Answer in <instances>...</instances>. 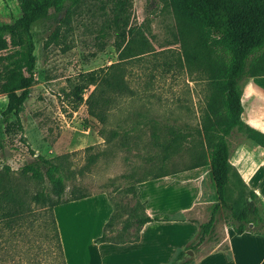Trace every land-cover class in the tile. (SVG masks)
I'll list each match as a JSON object with an SVG mask.
<instances>
[{
    "label": "rangeland",
    "instance_id": "374dc122",
    "mask_svg": "<svg viewBox=\"0 0 264 264\" xmlns=\"http://www.w3.org/2000/svg\"><path fill=\"white\" fill-rule=\"evenodd\" d=\"M129 4L137 36L124 57L116 50L115 35L108 26L113 0H82L68 17L64 12L51 13L32 25L36 82L20 114L21 134L5 135L1 112L7 97L0 94V136L4 139L0 178L13 186L36 219L32 223L29 217L21 231L0 225V264H60L43 225L44 207L32 200L35 193L49 191L50 186L47 180L33 179L22 171L37 155L60 164L67 177L64 198L73 190L91 195L89 208L84 203H68L54 207L53 212L60 221L69 263L99 264L123 258L117 254L122 248L94 242L113 203L119 218L108 233L121 232L130 220L124 235H137L139 212L135 215V208L137 202L144 203L139 184L161 174L193 169L197 153L204 149L202 124L212 83L209 68L198 58V31L178 16L168 0H129ZM19 13L18 0H0V23L12 22ZM256 67L264 71V62ZM94 69H99L100 78L88 85L82 92L83 102L77 103L73 85L80 82L79 74ZM253 80L247 77L243 83ZM237 135L234 131L228 136L229 143ZM168 142L170 147H166ZM198 173L204 187L201 200L214 199L208 166ZM191 177L187 173L168 184L167 188L182 189L172 205L191 199V184L185 183ZM186 185L187 190L181 187ZM236 186L231 180L226 186L228 199L238 197ZM153 189V184L149 189L145 186L144 196H153ZM197 207L192 211L198 216L201 212L207 221L210 205ZM224 221L218 214L217 232ZM166 228L174 240L180 237L181 227ZM155 240L153 232L146 230L143 245ZM156 242L166 250L163 241ZM78 249L80 259L75 257Z\"/></svg>",
    "mask_w": 264,
    "mask_h": 264
},
{
    "label": "trees",
    "instance_id": "16d2710c",
    "mask_svg": "<svg viewBox=\"0 0 264 264\" xmlns=\"http://www.w3.org/2000/svg\"><path fill=\"white\" fill-rule=\"evenodd\" d=\"M81 1L18 0L19 15L12 22L0 23V94L7 97L1 116L4 133L8 138L23 132L20 114L30 88L36 82L32 25L47 18L51 13L64 12V17H68ZM168 1L178 16L198 31V58L204 60L209 68L212 83L202 124L204 149L197 153V161L192 168L208 165L215 202L211 206L208 220L198 224L195 238L185 247L197 252L201 244L218 240V214L237 235L244 232H263L264 213L258 204L257 194L248 188L229 162L228 136L235 131L264 147V133L241 118L244 79L264 75V71L256 67L264 62V0ZM108 26L114 32L116 50L124 57L125 49L137 36V30L130 23L129 0H113ZM53 35L56 36V32ZM79 78L80 82L73 85V93L77 103H82V92L88 85L98 82L99 69L83 72L79 74ZM104 102L101 98V104ZM90 112L97 115L101 121L104 120L103 115L94 113L92 109ZM3 146L4 139L0 136V148ZM166 147H170V142ZM22 171L33 179L47 180L50 186L49 191L41 190L35 193L32 200L44 207L43 225L54 242L60 264H66L53 208L91 195L84 192L75 194L73 190L70 197L64 198L67 177L60 164L40 154L33 162L25 164ZM168 174L171 173L154 178ZM230 180L231 184L239 185L236 186L238 197L233 199L225 196V189ZM130 189L135 191L134 187ZM116 209V204L113 203V210L103 224L101 234L94 239L95 243L121 244L138 241L141 227L155 220L147 215L144 203L137 202V235H124L131 225L130 220L124 222L121 232L112 235L108 232L113 231L119 218ZM29 217L32 223L36 219L33 211L17 198L13 186L3 183L0 178V225L21 231L20 228H23ZM190 260V257H185L183 250L170 264H187Z\"/></svg>",
    "mask_w": 264,
    "mask_h": 264
},
{
    "label": "crops",
    "instance_id": "0c3cea01",
    "mask_svg": "<svg viewBox=\"0 0 264 264\" xmlns=\"http://www.w3.org/2000/svg\"><path fill=\"white\" fill-rule=\"evenodd\" d=\"M251 78L254 79L253 82L245 85L243 83L241 94L243 110L241 118L247 124L264 133V75ZM235 140L233 144L229 143V162L239 173L248 188L256 192L258 204L264 213V147L240 134L237 135ZM200 170L201 167H195L140 183L138 189L144 202L145 211L147 215L155 220L141 227L138 241L121 244L109 242L97 243L122 248V251L117 254L123 257L99 264H170L179 252L186 251L185 247L198 232V224L206 222V216H203L201 212H199L200 215L198 216V213L192 210L198 208L197 206L199 205L200 207L210 205L209 209H211L212 204L215 202V198L208 201L201 200L204 187L199 178L200 173L198 172ZM187 173H192V177L188 179L189 181L185 182L186 184L188 182L191 184V199L185 204L172 205L173 198L177 197L178 191H182V189L174 190L172 187L167 188V186L171 181L183 179L182 176ZM180 183L182 184V182ZM150 184L154 185L153 191L155 194L153 196H144V187L146 186L149 189ZM181 187L187 190L188 186ZM89 198L92 197L89 196L64 204L82 205L84 203L89 208L87 201ZM107 209L111 210V206L109 205ZM56 221L63 252L65 253V261L66 264H70L67 248L60 231V221L58 218H56ZM103 223L101 224L100 231H102ZM223 224L218 229V240L201 244L198 251H193V255L189 256L191 260L187 264H264V228L262 234L244 232L237 235L225 222ZM167 225L181 227V234H178L180 235L178 239L174 240L172 234L167 233ZM146 230L153 232V237L157 240L148 245H143L142 241ZM163 235L167 236L163 237ZM94 237L92 236L91 239ZM156 241H163L164 243L161 244L164 245L166 250L162 251L160 242ZM80 255H82V252L78 249L75 252L76 259H80L78 257Z\"/></svg>",
    "mask_w": 264,
    "mask_h": 264
},
{
    "label": "water",
    "instance_id": "95a60500",
    "mask_svg": "<svg viewBox=\"0 0 264 264\" xmlns=\"http://www.w3.org/2000/svg\"><path fill=\"white\" fill-rule=\"evenodd\" d=\"M185 255H187V256H191V255H193V251H192L191 249H187V250L185 251Z\"/></svg>",
    "mask_w": 264,
    "mask_h": 264
}]
</instances>
